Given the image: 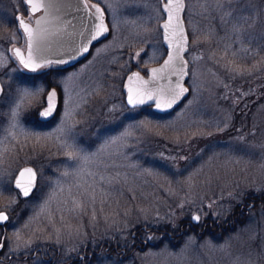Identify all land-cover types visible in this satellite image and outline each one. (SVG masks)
Listing matches in <instances>:
<instances>
[{
	"label": "rangeland",
	"instance_id": "rangeland-1",
	"mask_svg": "<svg viewBox=\"0 0 264 264\" xmlns=\"http://www.w3.org/2000/svg\"><path fill=\"white\" fill-rule=\"evenodd\" d=\"M93 1L104 8L110 37L75 68L47 64L30 74L36 81L29 84L13 48L26 44L16 17L33 21L35 14L24 0H0L4 255L31 254L40 245L63 255L39 254L33 264L79 257L90 242L124 238L137 224L177 223L206 209L217 216L246 190L264 192V0H232L231 15L224 12L228 0H186L191 92L165 115L130 108L123 92L133 67L145 70L166 55L164 0ZM241 15L251 24L235 31L233 17ZM52 83L61 107L50 125L40 126L34 111ZM85 155L88 162H79ZM27 162L37 168L38 187L22 200L13 180ZM161 238L151 236L155 244L128 258L103 251L77 264H264V210L250 209L235 230Z\"/></svg>",
	"mask_w": 264,
	"mask_h": 264
},
{
	"label": "water",
	"instance_id": "water-1",
	"mask_svg": "<svg viewBox=\"0 0 264 264\" xmlns=\"http://www.w3.org/2000/svg\"><path fill=\"white\" fill-rule=\"evenodd\" d=\"M42 2L48 7L41 8L39 11L33 13L37 14L34 22H31L22 15H19V17H21L24 22L29 25L34 34L38 30L43 34V39L39 41L38 51L34 50L33 52L34 61L36 63H40L41 66L47 64L42 63V61H63L64 63L68 64L77 63L83 60L90 53L91 47L93 45L108 38L110 34V26L99 3H94L93 6L95 5L102 10L100 15L96 14V7H94V11L91 10L86 0H42ZM181 2L182 7L179 9V11L173 7L171 12H168L163 8V5L167 4L168 0H164L162 4V9L165 16L160 22V28L162 31V41L167 50L164 58L160 62L148 67L146 73L139 69H134L131 70L124 79L123 92L125 95L126 104L129 107H133L128 103L129 89H131V94L134 98L138 94L143 96L144 93L151 92L152 95L158 96L163 100L171 98V92L173 89H176L177 83L181 88L188 89L187 93L181 95L170 107L164 106L161 109H157L155 107L154 101L147 99L146 96H143L145 103L136 106H152V109L160 114H167L174 111L190 95L191 89L187 84L189 78V61L186 56L187 52L189 51L190 37L184 17L186 0H181ZM169 16L172 17L170 23L168 20ZM177 16L180 18L179 23H177ZM38 19L41 21L39 25L36 24V20ZM99 23H103L107 27L108 31L105 35L93 40L91 37L95 33L96 25ZM166 23L169 25L167 29L164 28ZM182 31L184 33V40H181L180 38ZM23 32L26 36V48L24 49L22 47L16 46L14 47V52L16 54V49H19L23 58L27 60L29 55L28 33L24 30ZM33 47L35 49L36 45ZM84 47L88 48L87 52L83 51ZM178 50L179 56H177ZM169 56L173 57L171 61H169ZM17 57L21 62L20 56ZM166 61H168L167 66L165 65ZM26 69L32 70L31 68ZM152 69H157L158 71L153 74L151 71ZM137 72L140 74V78L133 79L131 82H129L128 77ZM3 90V84L0 82V97L3 93ZM53 91L56 93V96L52 99V111L48 116H42L41 113L48 109L47 97ZM59 102V91L55 86H52L46 94L45 104L38 111L39 119L41 121H49L53 119L58 111ZM24 168H31L36 174L33 186L30 188L29 194L27 196H24L22 194V190L18 189L23 198H29L33 195L38 181V172L33 164H26L18 170L13 181V186L16 188L15 180L19 178V172ZM28 179L29 176L26 174L24 178L25 182ZM25 186L27 185L25 184ZM0 212H4L9 217L7 211L0 210ZM195 216H200V214L194 213L191 217V220L193 222H199L200 220L196 221L193 219ZM5 222L6 221L0 223L4 224Z\"/></svg>",
	"mask_w": 264,
	"mask_h": 264
},
{
	"label": "trees",
	"instance_id": "trees-1",
	"mask_svg": "<svg viewBox=\"0 0 264 264\" xmlns=\"http://www.w3.org/2000/svg\"><path fill=\"white\" fill-rule=\"evenodd\" d=\"M49 77L50 74L43 75V78L45 79ZM21 199L25 200L23 198ZM253 202H255V206L250 207ZM254 208L264 210V192H251V190H246L241 198L237 202H234V205L228 207L227 212L221 210V212L216 216L212 214V211H208L207 209L204 210V215L201 214L202 219L199 223L196 224L197 226H199V228L203 229L202 232H198L197 228L194 226L192 228H186V221L189 219L188 217L179 219L177 223H171L167 220L161 221L158 224L149 222L146 224L135 225L132 231H130L131 233H129L128 236L124 238H118V240L110 238L101 242H90L89 244L85 245L84 251L92 248V250H94V254H102V252L104 251L107 254L118 253L122 257L128 258L136 251L145 250L148 245L155 244L150 241L151 236H162L161 240L158 241L161 243L163 242L164 238H166L168 241L174 242V240L188 234H197L200 237H205L206 234L214 235L220 230H235L237 227L247 222L250 209ZM10 212L13 213L14 211L10 209ZM232 219L239 221V223L235 225H232L231 223L227 224V221H230ZM182 229L185 230L183 233H180ZM145 235H148L146 240L143 239ZM1 238L2 237H0V240ZM40 247L43 246H38L35 251L31 254H28L27 257L6 261L5 264H33L36 257L40 254L38 253ZM36 252L38 253V255L35 254ZM54 256L55 258H58L62 257L63 255L61 253L59 254V251H57ZM60 261L62 262L59 264H62L64 262V260Z\"/></svg>",
	"mask_w": 264,
	"mask_h": 264
},
{
	"label": "snow or ice",
	"instance_id": "snow-or-ice-1",
	"mask_svg": "<svg viewBox=\"0 0 264 264\" xmlns=\"http://www.w3.org/2000/svg\"><path fill=\"white\" fill-rule=\"evenodd\" d=\"M229 2V8L228 9H224L225 15H231V3L232 0H228ZM24 3L26 4V6L29 8V12L31 13H35L37 11H39L41 8H47L48 6L45 5L42 0H24ZM93 7H96L95 5ZM175 7V9L177 11H179V9L182 7V2L181 0H168L167 4L163 5V8L168 11L171 12L172 8ZM101 9L99 7H96V14L100 15L101 14ZM172 17L169 16L168 20L169 23L171 22ZM177 19V23H179V16L176 17ZM234 20H236V24L233 25V28L235 31H239V27H237V25H241V22L244 25H250L251 21L247 20L245 17H243L242 15L239 17V19L237 20L236 17H233ZM17 20V24L19 28H22L25 32L28 33V59L25 60L23 58V56L20 53L19 49H16V55L20 56L21 59V63L24 65L25 68H31L33 71H35L37 68H39L41 66L40 63H36L33 59V52L34 50L38 51L39 49V41L43 39V34L38 30L35 34L33 33L32 29L29 27L28 24H26L24 22V20L21 17H16ZM41 23V21L38 19L36 20V24L39 25ZM168 24L166 23L164 25V28L167 29L168 28ZM108 29L107 27L103 24V23H99L96 25V30L95 33L92 35L91 39L95 40L98 39L100 36L105 35L107 33ZM181 40H184V33L183 31L181 32ZM195 38V37H194ZM34 45H36V48L34 49ZM84 52L88 51L87 47L83 48ZM139 55V54H137ZM177 56H179V50L177 51ZM173 59V57L169 56V61H171ZM63 62V61H60ZM42 63H51V61H42ZM168 61L165 62V65L167 66ZM152 73H156L158 70L157 69H152L151 70ZM140 78V74L134 73L132 76L128 77L129 82H131L133 79H139ZM188 89L187 88H181L180 85L177 83L176 85V89H173L171 92V98L167 99V100H163L161 98H159L158 96H154L152 95L151 92H146L143 94V96H146L147 99L153 100L155 103V107L157 109H161L164 106H168L170 107L174 102H176V100L183 95L184 93H187ZM56 96V93L53 91L51 92V94L47 97L48 100V109L44 112L41 113L42 116H48L50 114V112L52 111V99ZM143 96L141 95H137L135 98L133 97V95L131 94V89H129V95H128V103L130 105H132L133 107H136L138 105H141L143 103H145V99L143 98ZM89 160V157L87 155L85 156H81L78 158L79 162H83V163H87ZM29 176V179L25 182L24 178L25 175ZM35 172L33 169L31 168H24L23 170H21L19 172V178H17L15 180V187L17 189H21L22 190V194L24 196H27L29 194V190L30 188L33 186L34 180H35ZM25 184L27 186H25ZM3 189H0V194H2ZM194 220L199 221L200 220V216H195L193 217ZM8 220V216L4 213V212H0V222H4ZM0 247H3L2 242H0Z\"/></svg>",
	"mask_w": 264,
	"mask_h": 264
},
{
	"label": "flooded vegetation",
	"instance_id": "flooded-vegetation-1",
	"mask_svg": "<svg viewBox=\"0 0 264 264\" xmlns=\"http://www.w3.org/2000/svg\"><path fill=\"white\" fill-rule=\"evenodd\" d=\"M87 1V3H88V5L90 6V8H91V10L92 11H94V7H93V4L94 3H99V2H96V1H93V0H86ZM100 4V3H99ZM101 5V4H100ZM101 7H102V9H103V12H104V16L106 17V19H107V21H108V17H107V15H106V13H105V11H104V8H103V6L101 5ZM185 12H186V9H185ZM20 15H22V14H20ZM23 16V15H22ZM23 17H25V16H23ZM35 17H36V15L34 16V18H33V21H34V19H35ZM26 18V17H25ZM27 19V18H26ZM28 20V19H27ZM29 21H31V20H29ZM108 23H109V21H108ZM109 26H110V24H109ZM111 27H110V34H109V36L108 37H110V35L112 34L111 33ZM26 38V37H25ZM107 39V38H106ZM100 43V42H99ZM98 44V43H97ZM96 45V44H95ZM95 45H93L92 47H91V50H90V53L83 59V60H81V61H79V62H77V63H74V64H68V63H64V62H51V63H56V64H58V66L59 67H61L62 69L61 70H68V69H71V68H75V66H77V65H79L82 61H84L91 53H92V50H93V47L95 46ZM25 47H26V44H25ZM24 47V48H25ZM189 50H190V46H189ZM188 59V58H187ZM19 61V60H18ZM189 61V60H188ZM47 64H50V63H47ZM47 64H45V65H47ZM45 65H43V66H45ZM42 67V66H41ZM40 67V68H41ZM37 69V70H35V71H33V70H28L30 73H28L27 72V74H26V76H28V75H30L31 73H34V74H40L41 72H43V70L44 69ZM134 69H139V70H141V71H143L144 73H146V70L147 69H145V70H142V69H140V68H137V67H133L131 70H134ZM130 70V71H131ZM129 71V72H130ZM128 72V73H129ZM127 73V74H128ZM126 74V75H127ZM25 76V78H24V80H25V82H28L29 84H32L33 83V81H36L35 80V78L34 77H32L31 78V75H30V77H26ZM126 77V76H125ZM42 79H45V78H43L42 77ZM125 79V78H124ZM45 80H47V82H48V80H50V79H45ZM124 82V81H123ZM52 86H55L57 89H58V91H59V96H60V102H59V107H58V111H57V113H56V115H55V117L53 118V119H51V120H49V121H41L40 119H39V116H38V111H39V109L41 108H39L38 110H35L34 111V119H33V122L34 123H37V124H39L40 126H47V125H50V123H52L55 119H56V117H57V115H58V113H59V110H60V107H61V91H60V88L56 85V84H48L47 85V87H48V90L52 87ZM48 90H47V92H48ZM47 92H46V94H47ZM46 94H45V98H46ZM124 99H125V95H124ZM45 104V103H44ZM148 107H151V109H152V106H148ZM130 108H137V107H130ZM152 111H154L153 109H152ZM155 112V111H154ZM155 113H157V112H155ZM171 113V112H170ZM158 114H160V113H158ZM167 114H169V113H167ZM161 115H165V114H161ZM26 164H33L34 166H35V164L34 163H23V165L22 166H24V165H26ZM21 166V167H22ZM20 167V168H21ZM19 168V169H20ZM35 168H36V166H35ZM18 169V170H19ZM37 169V168H36ZM18 170L16 171V173H15V175H14V178H15V176H16V174H17V172H18ZM38 172V171H37ZM38 178H39V173H38ZM14 181V180H13ZM14 187V186H13ZM37 187H38V181H37V186H36V188H35V190H34V192L33 193H35L36 192V190H37ZM16 191H18L19 192V194L21 195V193H20V191L18 190V189H16V188H14ZM253 206H255V202H253L251 205H250V207H253ZM8 212V211H7ZM9 214V213H8ZM200 217H201V214H200ZM202 219V217L200 218V220ZM8 221H9V217H8V220L4 223V224H1L0 223V229L2 230V238H1V241L0 242H2V244H3V247H0V261L1 262H6V261H11V260H14V259H21V258H24V257H27V255L28 254H26V253H9L8 254V256H6V255H4V253L6 252V243H5V240H6V235H7V232H8V230H7V223H8ZM187 224H186V228H192L193 226L194 227H196L197 228V231L198 232H202V228H199V226H197L196 224L197 223H199V222H193L191 219H188L187 221ZM232 224V225H235V224H238L239 223V221H236V220H234V219H232V220H230V221H227V224ZM185 228V229H186ZM184 229V230H185ZM184 230L182 229L181 230V232L180 233H183L184 232ZM43 247H40V250L38 251V253H40L41 254V256L44 258V259H46V260H50V259H53L54 258V255H52V247L50 246V245H48L47 246V250H46V252H44L43 251ZM38 253L36 252L35 254H37L38 255ZM60 254V253H59ZM93 255H94V250H92V248H90L89 250H86V251H84L79 257H77V256H71V255H68V256H66V258L68 259L67 261H65V262H72L73 264H76L77 262H78V260L79 261H81L80 259H83V258H85V257H88V258H91V257H93ZM64 262V263H65ZM63 263V264H64Z\"/></svg>",
	"mask_w": 264,
	"mask_h": 264
}]
</instances>
